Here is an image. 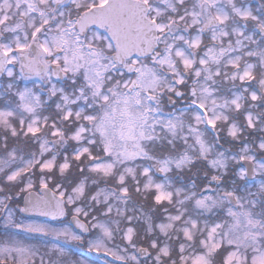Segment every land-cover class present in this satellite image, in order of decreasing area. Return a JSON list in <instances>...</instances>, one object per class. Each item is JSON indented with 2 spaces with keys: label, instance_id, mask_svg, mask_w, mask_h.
Here are the masks:
<instances>
[{
  "label": "snow or ice",
  "instance_id": "1",
  "mask_svg": "<svg viewBox=\"0 0 264 264\" xmlns=\"http://www.w3.org/2000/svg\"><path fill=\"white\" fill-rule=\"evenodd\" d=\"M0 225V264H264V0H0Z\"/></svg>",
  "mask_w": 264,
  "mask_h": 264
},
{
  "label": "flooded vegetation",
  "instance_id": "2",
  "mask_svg": "<svg viewBox=\"0 0 264 264\" xmlns=\"http://www.w3.org/2000/svg\"><path fill=\"white\" fill-rule=\"evenodd\" d=\"M251 2L255 5L257 3V0H251ZM22 219H32V220H37L38 222H42V223H50L55 227H63L65 224H67L68 220H70V217L65 218V220L63 222L60 221H51L49 219H44L41 217H21ZM71 227L74 228V225H70ZM11 231V230H9ZM5 232V229L2 227V225H0V237H2L3 233ZM31 242L35 243L37 241V239H42V238H37V237H31ZM80 252H83L85 255L90 256L93 259H96L98 262H102V261H108L109 264H117L116 261H114L110 256H97L95 253H87L85 249L81 248L79 250Z\"/></svg>",
  "mask_w": 264,
  "mask_h": 264
},
{
  "label": "water",
  "instance_id": "3",
  "mask_svg": "<svg viewBox=\"0 0 264 264\" xmlns=\"http://www.w3.org/2000/svg\"><path fill=\"white\" fill-rule=\"evenodd\" d=\"M42 218H46V217H42ZM46 219H48V218H46Z\"/></svg>",
  "mask_w": 264,
  "mask_h": 264
}]
</instances>
